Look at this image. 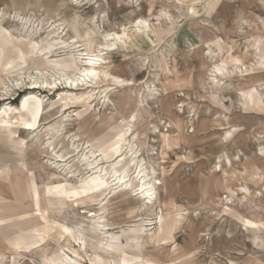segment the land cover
<instances>
[{
    "label": "rangeland",
    "instance_id": "obj_1",
    "mask_svg": "<svg viewBox=\"0 0 264 264\" xmlns=\"http://www.w3.org/2000/svg\"><path fill=\"white\" fill-rule=\"evenodd\" d=\"M261 147L264 0H0V264H264Z\"/></svg>",
    "mask_w": 264,
    "mask_h": 264
},
{
    "label": "bare ground",
    "instance_id": "obj_2",
    "mask_svg": "<svg viewBox=\"0 0 264 264\" xmlns=\"http://www.w3.org/2000/svg\"><path fill=\"white\" fill-rule=\"evenodd\" d=\"M76 4V3H75ZM77 5V4H76ZM77 7V6H76ZM144 23V21H143ZM211 44V43H210ZM109 46V45H108ZM210 48V46H209ZM209 55L210 56H213V51H211V49L209 50ZM89 56V55H88ZM99 57V55H97ZM94 58V56L91 55V57H87L86 58V68L82 71V76L84 78V80L82 79H74V80H71V81H68V87L70 89H74L76 88L77 90L79 89V86L81 87H84V86H87V87H91L90 85H88V80H91L92 78H96V76L100 75V74H103L104 76H108L107 72H105L104 70H100L102 69V65L104 64V60L103 59H100V58ZM260 63V59L257 60V62L255 63V65L259 64ZM214 64V63H213ZM254 64V62H253ZM251 65H252V62H251ZM255 65H252L253 67ZM251 66V67H252ZM245 67V66H244ZM235 68V67H234ZM237 70H238V73L240 74H243L245 72H248V69H238V66H236ZM235 70V71H237ZM232 72V71H231ZM234 73V72H233ZM229 74V71L223 66V65H220V64H215L213 67H212V70L210 71L209 73V76L211 77L210 81H211V84L214 85L215 87H217L218 89H221L224 85H225V81L223 82L222 81V78H228V75ZM231 74V73H230ZM237 74V73H236ZM70 80V79H69ZM81 81L82 82V85H80L77 81ZM92 79V82L94 81ZM227 81V80H226ZM39 82V81H38ZM38 82H30L31 84H29V86L26 88L28 89V91H35V90H43V89H48L50 91H53L56 86H57V83H38ZM91 82V81H90ZM13 84V83H12ZM94 84V83H93ZM22 84H17L18 89H23L24 86H20ZM9 86V85H8ZM12 87V86H10ZM67 87V88H68ZM15 88V87H14ZM6 89V88H5ZM25 89V88H24ZM225 89V88H224ZM228 89V88H227ZM16 90V88H15ZM20 91V90H19ZM22 91V90H21ZM11 93V92H10ZM4 94V93H3ZM5 95V94H4ZM8 95V94H7ZM5 97H7L5 95ZM3 98V97H2ZM242 104V103H241ZM184 124V123H183ZM236 131V130H234ZM129 134V132H128ZM232 134V132H228L226 133V138L227 137H230V135ZM260 141V140H259ZM259 156L261 157H264V147H261L259 149V153H258ZM122 158V157H121ZM95 167V166H94ZM143 167V166H142ZM134 168V167H133ZM141 168V167H140ZM98 169V168H97ZM144 170H141L139 169V166L136 165V168L135 169H132L128 175H123V173L121 171H116L115 174H114V178L115 181H116V185L120 188V185L123 186L126 182V180L128 178L131 177V175H133V173L136 175L134 178L140 180L139 182V189L135 190L140 192L141 195L144 196L145 198V201L147 202V204L151 205L152 207H154L156 205V199L154 198V194L156 193H153V185L151 186V183H143L141 182L142 180V174H143ZM145 173V172H144ZM95 175V174H94ZM101 176V175H100ZM146 176V175H145ZM144 176V177H145ZM96 177V176H95ZM98 177V176H97ZM20 175L19 177L17 178L18 180V190L20 191V194L23 195L24 197V194L22 193V190H21V184H19V180H20ZM2 179V178H1ZM4 180V179H3ZM112 180V179H111ZM146 180V178H145ZM149 180V179H148ZM129 182V181H128ZM146 182V181H145ZM33 183V182H32ZM153 183V182H152ZM129 185V184H128ZM155 186H157V184H155ZM124 187H127V186H124ZM5 188L2 186V189ZM107 190V189H106ZM105 191H102V194H104ZM262 191H264V186L262 188ZM134 192V193H135ZM108 193V192H107ZM32 194L36 197V201H35V206L37 207L39 205V200L37 198L38 196V193H37V189L36 187L34 188V190L32 189ZM99 199V198H98ZM100 201V200H98ZM144 202V200H143ZM236 202V200L230 198V197H227L226 198V203L223 204L224 207H223V213H225V215H228L229 217H231L234 221H236L238 224L242 225L245 227V230L248 231L249 233H252L254 235V237H258V236H263L264 235V220L261 219V218H258V219H249V218H246L244 216H242V212H240L238 209V211L241 213V214H238L236 211H234L231 207L232 205ZM95 203V202H94ZM98 203V202H97ZM145 203V202H144ZM256 204V203H254ZM253 204V205H254ZM259 205V204H258ZM256 206V205H255ZM254 206V207H255ZM252 207V206H251ZM102 209V208H101ZM255 210L258 211L257 208H254ZM247 210V209H246ZM263 210V209H262ZM100 211H104V210H100ZM244 211V210H243ZM248 211V210H247ZM246 212V211H245ZM245 212L243 213L245 215ZM154 213V212H153ZM260 213V212H259ZM16 213H13V214H10L9 216L11 215H15ZM155 214V213H154ZM262 215V214H261ZM247 216V214H246ZM44 218V217H43ZM181 223V220H178V222L176 221V223L174 222L173 226L171 225V227H168V228H165L164 230V233L160 234L159 232L157 233V235L155 236V242L156 243H161L162 241L168 239L166 238L169 234L170 231H174L175 229H177L179 227ZM109 225V224H107ZM105 226V225H104ZM103 227V226H102ZM171 229V230H170ZM105 230V229H104ZM169 230V232H168ZM7 234H10V232L8 231L7 233L5 234H2V235H7ZM170 235V234H169ZM259 240V239H258ZM262 241V240H261ZM255 246V245H254ZM258 253V251H257ZM55 257V256H54ZM57 258L55 260H53L55 264H62L64 261L62 258H60V256H56ZM262 262H256V264H261Z\"/></svg>",
    "mask_w": 264,
    "mask_h": 264
}]
</instances>
